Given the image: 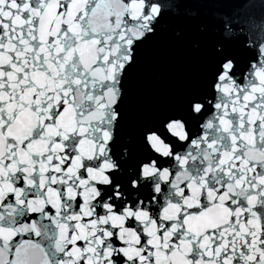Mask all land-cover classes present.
<instances>
[{
    "label": "snow or ice",
    "instance_id": "snow-or-ice-1",
    "mask_svg": "<svg viewBox=\"0 0 264 264\" xmlns=\"http://www.w3.org/2000/svg\"><path fill=\"white\" fill-rule=\"evenodd\" d=\"M0 264H264V0H0Z\"/></svg>",
    "mask_w": 264,
    "mask_h": 264
},
{
    "label": "water",
    "instance_id": "water-1",
    "mask_svg": "<svg viewBox=\"0 0 264 264\" xmlns=\"http://www.w3.org/2000/svg\"><path fill=\"white\" fill-rule=\"evenodd\" d=\"M184 55H192L190 46ZM179 74L180 68L171 66H159L153 72H150L147 77L150 93L146 100L151 101L153 98H163Z\"/></svg>",
    "mask_w": 264,
    "mask_h": 264
}]
</instances>
